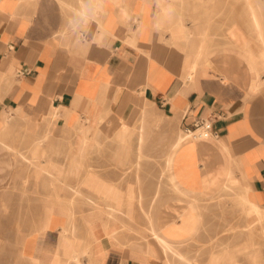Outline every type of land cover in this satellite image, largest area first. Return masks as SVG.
Segmentation results:
<instances>
[{
  "label": "crops",
  "instance_id": "obj_1",
  "mask_svg": "<svg viewBox=\"0 0 264 264\" xmlns=\"http://www.w3.org/2000/svg\"><path fill=\"white\" fill-rule=\"evenodd\" d=\"M250 1L254 6L264 2ZM85 4L94 12V19L82 33L71 22ZM249 4L247 0H0V112L10 110L13 117L8 128L0 131L15 133L24 119L23 111L25 117L42 119L40 130L50 134L53 149H63V140L69 135L84 134L86 151L89 139L98 141L92 134L102 133L104 128L118 129L111 132H117L119 141L125 140L133 130L125 119L141 101L142 123L134 127L140 150L138 138L145 134L149 111L146 104H157L181 124L207 119L218 132L184 148L176 168L182 186L197 188L202 176L205 180L216 175L226 179L231 172L249 196L264 206V41L245 8ZM181 21L187 30L180 29ZM194 22L205 24L200 29ZM212 22L221 23V33L215 36L220 41L215 44ZM233 24V34L228 35ZM208 26L204 55L211 56L191 72L204 38L203 28ZM262 28L264 34V24ZM185 38L188 40H181ZM105 121L116 125L103 126ZM80 140L72 155L65 154L69 163L51 158L48 164L61 184L68 183L66 173L78 178L82 164L90 165L76 152ZM88 171L78 186L69 185L83 189L85 196L90 191L107 194L88 185ZM103 175L118 181L116 176ZM92 176L93 181H110L100 173ZM53 187V196L60 195L61 190ZM126 188L127 184L122 189ZM108 196L129 214L123 203ZM177 210L175 200L159 206V225L173 219ZM91 212L85 210L77 218L78 231L75 222H67L62 207L48 205L43 215L44 234L28 236L31 261L165 264L157 246L154 254L146 246L133 248L121 219L106 226L105 218L84 217ZM49 244L55 249L51 256L47 255Z\"/></svg>",
  "mask_w": 264,
  "mask_h": 264
},
{
  "label": "rangeland",
  "instance_id": "obj_2",
  "mask_svg": "<svg viewBox=\"0 0 264 264\" xmlns=\"http://www.w3.org/2000/svg\"><path fill=\"white\" fill-rule=\"evenodd\" d=\"M247 2L250 4L245 8L246 10L248 9L250 15L249 6L252 5V2L250 0H247ZM260 7H262L261 17L264 20V2H262ZM196 9H199V7H196ZM195 24L201 29L205 22H196ZM211 24L213 26V42L215 44V41H220V38L215 39V36H219L221 33V23L212 22L209 23V26ZM235 25L233 24L228 28V35L233 34L232 29ZM208 56L211 55H205L202 58L205 59ZM142 104L143 102L140 101L136 108L132 110V115L125 119L127 123L133 126L132 132L127 134L125 140L119 141L116 137L117 132H111L118 129L109 130L104 128L102 133L92 134L97 137L98 141L94 140V138L89 139L86 152L82 158L83 163L87 162L90 165L82 164L78 178L68 173L65 175L68 183L78 186L84 174L89 170V175L87 176L89 178L88 185L106 192L113 201L123 203L122 207L126 209L130 216L122 213L109 214L102 203H97L96 206H93L86 201L85 195L77 194L65 187L61 189L60 195L62 199L67 201L74 199V220L78 231L77 218L82 216V212L85 210H91L92 212L84 217L105 218L104 223L106 226L111 221L121 219L125 227L123 231L132 239L133 248H143L145 244L150 242L157 246L160 255L165 259V264H168L165 252L161 249L156 239L149 236L147 232L148 220L145 210L152 209L150 211L154 216L155 225L162 230H166L173 219H181L182 212L188 210L192 213L194 227L185 236L184 242L187 240L185 243L183 242L181 249L192 257L195 262L197 261L196 263L223 264V260L226 258V262L228 261L232 264H264V230L261 228V226H264V206L261 205L260 212L257 215L259 218L257 217L253 223L257 230L251 237L248 223H250L251 216H256V212H248L249 204H246L243 197L250 196L246 192L247 190L243 188L244 186L241 182L234 184L233 188L229 190L224 189L219 191L220 193L214 192L211 195H203L195 188L191 190L182 186L176 171L180 157L172 155L173 157L169 160L168 156L172 149L173 140L180 133L186 134L188 125L181 124L180 119L176 121L166 111L162 110L161 106L146 104L149 109L147 126L142 144V155L138 157L136 138L138 133L134 127L142 123V120H140V106ZM3 112L4 110L0 112V130L8 128L12 121L10 119L4 122L2 118ZM20 114L24 119H21L19 129L15 133L11 129L10 132L6 130L0 131V264H36L31 261L27 254L28 236L34 227L40 223L38 221L41 220L40 218L44 214L45 194H50L52 188L44 189L42 184L45 178L34 175L36 165L34 163L35 161L38 162L39 158L34 157L31 160L33 148L39 145L38 148L45 150L51 158H59L63 160V163H69L70 159L65 154L72 155L80 140V134L76 138V135H69L63 140V149H53L50 134L46 130H40L39 125L42 119L40 117H25L23 111H20ZM71 120L70 118L68 119L69 124ZM47 121L49 124V119ZM85 121L86 123L91 122L87 119ZM76 124H78V121ZM102 125L106 127L115 126L116 123L115 121H105ZM2 142L13 148L3 147ZM18 150L21 153H18ZM22 153L25 156H22ZM23 159L25 161H22ZM92 163H95V165ZM119 163L124 164L121 165ZM59 166L66 167V165ZM99 173L110 181H93L92 178L94 176L92 175ZM103 173L110 177L113 176V178L116 176L118 181L111 180ZM46 178L50 180L54 177L46 175ZM53 183L57 184L56 186L58 187L61 184L57 180H53ZM126 184L127 188L122 189ZM29 191L31 192L29 193ZM82 191L84 192L83 189ZM193 195L197 197L193 199ZM173 200L177 204V213L173 219L161 225V227L156 219V210L159 206L170 204ZM125 216L127 217L126 219ZM262 217L263 219H260ZM52 245H47L48 256H51L55 250L53 248L54 245ZM160 264L164 263L161 262ZM174 264L182 263L176 261Z\"/></svg>",
  "mask_w": 264,
  "mask_h": 264
},
{
  "label": "bare ground",
  "instance_id": "obj_3",
  "mask_svg": "<svg viewBox=\"0 0 264 264\" xmlns=\"http://www.w3.org/2000/svg\"><path fill=\"white\" fill-rule=\"evenodd\" d=\"M261 9L262 7L260 6H254V5H250L249 6V12H250V19L252 21V25L253 27L255 28V30H257L260 38L262 41L263 40V22H262V13H261ZM183 17L181 16L180 19H182ZM180 29L181 30H184L186 29L187 30V27L185 26L184 22H180ZM61 29V28H60ZM204 30V38L200 39V42H199V52L195 55V59L194 61H192L191 65H190V71L193 72L197 69V67L199 66L200 61L203 59L202 57L205 56L204 55V51H205V46L207 44V37H205V35H208V30H209V26L207 28H203ZM256 33V34H257ZM256 39V38H255ZM181 40H188L187 38L185 39H181ZM256 41V40H255ZM257 42V41H256ZM262 44V42H261ZM229 46V45H228ZM259 47V46H258ZM260 48V47H259ZM260 50V49H259ZM209 51V50H208ZM251 53V52H250ZM194 55V54H193ZM191 56V55H190ZM253 56V55H252ZM262 57L264 58V51L262 52ZM251 58V57H250ZM254 58V57H253ZM191 60V59H190ZM215 64V63H214ZM189 65V64H188ZM203 65V64H202ZM226 66V65H225ZM261 67V66H260ZM189 69V68H188ZM200 70V68H198ZM218 72V71H217ZM224 74V73H223ZM222 74V75H223ZM205 79V78H204ZM149 112V111H148ZM2 118H3V121L4 122H7L9 121L10 119H12V113L11 111L9 110H4L3 114H2ZM201 132V131H200ZM199 131H196L195 133L198 134L200 133ZM194 133L192 132H187L186 134H182L180 133L179 136H177L173 142H172V145H171V152L169 153V156H168V159L171 160V158L173 157L172 155H177L178 157H180V154L182 153V151L184 150V148H187V147H191V145H194L195 142L198 140V139H202L203 137H205L204 134H200V135H196L194 136L193 135ZM209 135V134H208ZM144 137H145V134L144 133H140L139 134V138H138V142L140 143V147H142V144H143V140H144ZM85 138H86V135L84 134H80V145L78 146L76 152L81 155V156H84L85 154V149H84V146H85ZM2 146L6 147V148H13L11 147L10 145L2 142ZM32 146V145H31ZM37 146L36 145L33 150H32V155H31V160L34 158V157H38L39 158V161L36 162L34 164L35 165V173L34 175H36V177H44V183L42 184V187L44 189L46 188H54L53 186L55 185L53 183V180L54 179H57V182L60 181L61 183V180H60V177H54L53 179H50L48 180L46 178V175L48 176H52L53 175V171L50 170V167L48 166V164L50 163L51 161V157L47 155V152L43 149H37ZM29 149V148H28ZM10 150V149H9ZM141 150H138V157L142 155L141 153ZM13 152V151H12ZM16 153V151H14ZM18 153H21L19 150L17 151ZM29 152V151H28ZM25 153V152H24ZM28 154V153H27ZM30 154V153H29ZM22 156H25L23 153H22ZM19 158V157H18ZM22 159V158H21ZM167 159V160H168ZM168 160V161H169ZM22 161H25L24 159ZM29 161V160H28ZM27 162V161H26ZM11 165V164H10ZM32 167H34L33 165H31ZM201 170V169H200ZM221 169L219 167L216 168V171H220ZM223 180V181H221ZM171 181V180H170ZM238 182H240V180L235 177V176H232L231 172L230 174H228V176L226 177V179H220V177L218 175L214 176V177H211L209 179H206L202 176V181L200 182V185L195 188L198 192H200L201 194L203 195H211L212 193L214 192H219V191H222L224 189H230V188H233V185L234 184H237ZM176 183V182H175ZM57 185V184H56ZM58 186H56L55 188L58 189V190H61L63 188H71V189H75V188H78L76 190H78V192L81 190L80 187H71L69 185V183H63V184H60V186L57 188ZM248 188V187H246ZM43 189V190H44ZM241 189V188H240ZM35 190V189H33ZM192 190V189H191ZM246 190V189H245ZM31 191H29L30 193ZM37 192V191H35ZM85 192V191H84ZM84 192L81 190L79 193L77 194H84ZM247 192V191H246ZM28 193V192H27ZM47 193V191H46ZM93 193H96L97 197L95 198ZM220 193V192H219ZM25 194V193H24ZM41 194V193H40ZM37 195V194H36ZM44 195V194H43ZM46 197L44 199V210L46 209V207L48 205H53L54 207L56 205L62 207L66 212H67V217H66V220L69 224H72L74 223L75 221L72 220V218H74V199L72 200H64L60 197L59 194H55V196H53L52 193H47L45 194ZM89 196H86V201L91 204V205H95L97 203H102L104 205V208L108 210V213L109 214H116V213H122L125 215V213L123 212V209L120 208L119 206H115V204L113 202H110L111 199L110 197L108 196V194H104L103 196H100L98 194V192H93V191H90V193L88 194ZM242 195V194H241ZM193 199H195L196 197L193 195L192 196ZM185 198V197H184ZM243 198H245L244 200L246 201V204L248 203L249 204V213H251L252 211H255L256 212V216L253 215L251 216L250 218V223H248V225L250 226V229H249V232L251 234V237H253V235L255 234V230L256 229V226L254 223L255 219H257V215L259 214L260 212V208H261V205L258 204L256 201H254L253 199H251L250 197H246L244 196ZM43 199V197H42ZM68 199V198H67ZM180 199V198H179ZM188 199V198H187ZM139 200V199H138ZM178 200V199H177ZM186 200V199H185ZM184 200V201H185ZM101 201V202H100ZM154 201V200H153ZM187 201V200H186ZM192 201V200H191ZM196 201V200H195ZM156 202V201H154ZM181 202V201H180ZM187 203V202H186ZM198 203V202H196ZM191 204V203H190ZM199 204V203H198ZM195 205V204H194ZM140 206V205H139ZM180 206V205H178ZM183 206V205H182ZM186 206V205H185ZM245 206V205H244ZM153 207V206H152ZM197 207V206H196ZM246 207V206H245ZM180 208V207H179ZM182 208V207H181ZM263 208V207H262ZM195 209V208H194ZM198 209V208H197ZM152 210V209H150ZM150 210H145V213H146V217H147V220H148V225H147V229H148V233H149V236L153 237L156 239V241L158 242L159 246H161V249L165 252L166 254V261L168 264H174V262H179V263H182V264H198L194 261V259L192 257H190L184 250L181 249V246L183 245V242H184V239H185V236L188 235L187 233L189 231H191L194 227V221L192 220V213H190V211H185V212H182V218L181 219H173L171 223H169V227L166 228V230H162L161 228L159 229L155 224L154 220H153V215L151 213ZM186 210V209H185ZM142 211V210H141ZM181 211V210H180ZM196 211V210H194ZM198 212V210H197ZM180 213V212H179ZM248 213V214H249ZM121 214V215H122ZM42 215V214H41ZM44 215V214H43ZM178 215V214H177ZM127 216H130L129 214H127ZM134 216V215H133ZM200 216V214H199ZM117 217V215H116ZM126 217V216H125ZM132 217V216H131ZM180 217V216H179ZM198 217V216H197ZM111 218V217H110ZM259 218V217H258ZM41 220L38 221V225L34 227L33 231L30 232L29 234H35V235H40V234H44V228H43V216L42 218H40ZM157 219V218H156ZM260 219H263L260 218ZM142 220V219H141ZM156 221V220H155ZM73 225V224H72ZM247 225V226H248ZM161 226V225H160ZM248 226V227H249ZM71 227V226H70ZM162 227V226H161ZM131 228V227H129ZM261 228L264 230V226H261ZM247 229V228H246ZM71 232L70 233H74L73 230H70ZM195 231V230H194ZM112 230L110 231L109 229H107V233L108 234H112L111 233ZM244 232V231H243ZM118 233V232H117ZM196 233V232H195ZM120 234V233H119ZM247 234V233H246ZM249 235V234H248ZM109 236V235H107ZM113 236V235H112ZM110 237V236H109ZM248 237V236H247ZM114 238V237H113ZM120 238V237H119ZM144 238V237H143ZM188 238V237H186ZM25 239V238H24ZM115 239V238H114ZM191 239V238H190ZM251 239V238H250ZM117 240V239H116ZM187 240V239H186ZM185 240V242H186ZM245 240V239H244ZM248 240V238H247ZM111 241V240H110ZM184 242V243H185ZM247 242V241H246ZM119 244V243H118ZM249 245V244H248ZM146 246V251L149 253V254H154L155 253V247L152 243L148 242L147 244H145ZM247 246V245H246ZM252 247V246H251ZM227 251V250H226ZM225 251V252H226ZM257 251V250H255ZM220 252V251H219ZM244 253V252H243ZM254 254V253H253ZM245 255V254H244ZM249 255H252V254H249ZM260 256V255H259ZM248 257V256H247ZM257 259V258H256ZM231 260V259H230ZM254 260H255V257H254ZM250 261V260H249ZM228 262V261H227ZM226 262V258L223 260V264H232L231 262ZM262 264V263H261Z\"/></svg>",
  "mask_w": 264,
  "mask_h": 264
},
{
  "label": "clouds",
  "instance_id": "obj_4",
  "mask_svg": "<svg viewBox=\"0 0 264 264\" xmlns=\"http://www.w3.org/2000/svg\"><path fill=\"white\" fill-rule=\"evenodd\" d=\"M94 19V12L85 4L81 9L76 13V16L72 20V26L75 29L81 30V32H86L88 25Z\"/></svg>",
  "mask_w": 264,
  "mask_h": 264
},
{
  "label": "built area",
  "instance_id": "obj_5",
  "mask_svg": "<svg viewBox=\"0 0 264 264\" xmlns=\"http://www.w3.org/2000/svg\"><path fill=\"white\" fill-rule=\"evenodd\" d=\"M198 128H201V132L196 134V130ZM186 130L188 132H192L194 133L193 135L196 136V135H207L209 133L211 134H215L217 135L218 132L216 130L213 129L212 127V123L210 121H208L207 119H196L194 120L191 124H188V126L186 127Z\"/></svg>",
  "mask_w": 264,
  "mask_h": 264
}]
</instances>
